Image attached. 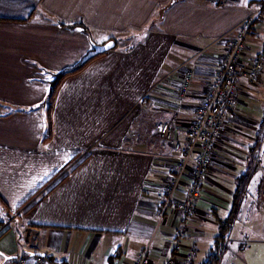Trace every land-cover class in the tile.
I'll use <instances>...</instances> for the list:
<instances>
[{"label": "crops", "instance_id": "obj_1", "mask_svg": "<svg viewBox=\"0 0 264 264\" xmlns=\"http://www.w3.org/2000/svg\"><path fill=\"white\" fill-rule=\"evenodd\" d=\"M259 8L245 60L264 56V0H0V264L23 254L49 264H132L142 250L152 264H201L264 120V72L256 84L238 76L240 102L191 216L161 212L157 192L180 154L158 137V124L186 136L226 34ZM109 40L115 47L60 82L48 114L54 75ZM250 243L233 264H264V240Z\"/></svg>", "mask_w": 264, "mask_h": 264}, {"label": "built area", "instance_id": "obj_2", "mask_svg": "<svg viewBox=\"0 0 264 264\" xmlns=\"http://www.w3.org/2000/svg\"><path fill=\"white\" fill-rule=\"evenodd\" d=\"M228 1L213 0L219 5H224ZM260 8L251 12L226 34L222 60L207 83L203 98L196 108L195 119L186 136L183 139L175 137L169 122L158 124V137L171 143L180 154L174 173L157 192L162 214L171 206L185 216H191L196 212V199L200 194L201 185L206 181L208 172L216 161L217 146L228 131L230 109L238 106L240 102L238 76H247L253 84L261 80L264 72V56L260 54L254 56L252 60H245L247 37L253 30ZM193 78V70L185 71L179 85L181 93L184 94L189 90ZM193 156H196V159L194 164H191ZM188 170L192 173L187 189L188 195L184 199L177 200L175 194ZM175 247L176 250H180L182 244L177 243ZM192 255V251H189L186 260L190 261ZM175 263L174 259H170L167 264ZM15 264H49V260L43 255L23 254L16 258ZM132 264H152L148 251H140Z\"/></svg>", "mask_w": 264, "mask_h": 264}, {"label": "rangeland", "instance_id": "obj_3", "mask_svg": "<svg viewBox=\"0 0 264 264\" xmlns=\"http://www.w3.org/2000/svg\"><path fill=\"white\" fill-rule=\"evenodd\" d=\"M259 27L262 28L263 26L260 25ZM262 30H264V27ZM45 102L43 104L47 106ZM261 136L262 141L259 150L261 166L253 176L247 194L242 198V205L238 210V217L235 218L232 230L227 239L229 255L222 260V264H233V259L238 254L243 256L242 252L252 244L250 241L264 240V131L261 132ZM72 166L68 169H71ZM65 169L61 172L59 178L68 170L65 171ZM59 173L54 178H57Z\"/></svg>", "mask_w": 264, "mask_h": 264}, {"label": "trees", "instance_id": "obj_4", "mask_svg": "<svg viewBox=\"0 0 264 264\" xmlns=\"http://www.w3.org/2000/svg\"><path fill=\"white\" fill-rule=\"evenodd\" d=\"M76 25V24H71ZM85 65V64H84ZM84 65L76 66L69 70H64L62 72L56 73L51 81V88L48 95V98L46 100V104L48 106V114L51 111V106L57 91V88L60 84V82L69 74L77 72L79 69H81ZM48 125L50 126L51 122L48 121ZM264 131V120L259 126V130L257 133V140L255 144L250 148L249 154H250V162L248 166L246 167L245 171L240 173L237 176L236 180V188L233 194V200L232 205L230 208L229 214L222 218H218L219 222V232L214 237L213 245L211 246V249L209 250L205 260L201 264H221L223 257L228 251V236L232 230L234 220L236 217H238V210L241 207L242 198L247 194L249 185L251 183V180L255 173L258 171V169L261 166V157H260V147H261V132ZM56 174H54L51 179L54 178ZM67 175L63 176L62 178H66ZM50 179V180H51ZM48 180L45 182L37 191H40L47 185V183L50 181ZM37 193V192H36ZM35 195V194H34ZM33 196V195H32ZM29 200V199H28Z\"/></svg>", "mask_w": 264, "mask_h": 264}, {"label": "water", "instance_id": "obj_5", "mask_svg": "<svg viewBox=\"0 0 264 264\" xmlns=\"http://www.w3.org/2000/svg\"><path fill=\"white\" fill-rule=\"evenodd\" d=\"M116 42L115 40H109L108 42L104 43V44H96L93 43V49L90 50L80 61L79 65H84L86 64L90 59L94 58L95 56H98L108 50H110L111 48L115 47Z\"/></svg>", "mask_w": 264, "mask_h": 264}]
</instances>
